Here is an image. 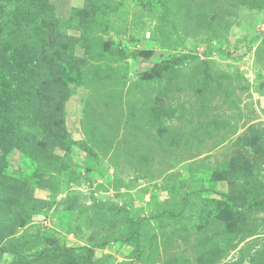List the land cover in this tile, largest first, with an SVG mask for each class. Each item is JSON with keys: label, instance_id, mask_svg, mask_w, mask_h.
Instances as JSON below:
<instances>
[{"label": "rangeland", "instance_id": "rangeland-1", "mask_svg": "<svg viewBox=\"0 0 264 264\" xmlns=\"http://www.w3.org/2000/svg\"><path fill=\"white\" fill-rule=\"evenodd\" d=\"M48 1L79 60L55 159L1 162L39 205L16 248L106 243L17 264H264V0Z\"/></svg>", "mask_w": 264, "mask_h": 264}, {"label": "trees", "instance_id": "trees-1", "mask_svg": "<svg viewBox=\"0 0 264 264\" xmlns=\"http://www.w3.org/2000/svg\"><path fill=\"white\" fill-rule=\"evenodd\" d=\"M48 9V0H0V252L16 253L13 264L71 252L81 259L91 258L94 249L106 243L78 247L46 244L33 254H21L16 248L15 228L29 226L39 205L29 203L27 197L17 198L24 188L3 174L1 162L13 148L36 161H40L38 152L55 159L52 149L64 142L57 130L63 127L66 82L74 77L79 60L74 49L77 41L65 31L67 23L48 17ZM197 58V54L183 52L163 59L155 68L166 64L179 68ZM46 168L50 171V162ZM15 201L18 205L14 208L11 204ZM92 204L98 205L96 201ZM107 209L120 215L124 223L133 222L124 205L112 204Z\"/></svg>", "mask_w": 264, "mask_h": 264}]
</instances>
